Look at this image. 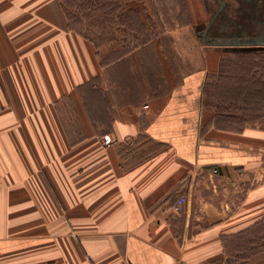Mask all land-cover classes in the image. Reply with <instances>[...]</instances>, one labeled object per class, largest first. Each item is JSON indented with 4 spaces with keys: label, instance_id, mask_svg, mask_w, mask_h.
<instances>
[{
    "label": "crops",
    "instance_id": "obj_1",
    "mask_svg": "<svg viewBox=\"0 0 264 264\" xmlns=\"http://www.w3.org/2000/svg\"><path fill=\"white\" fill-rule=\"evenodd\" d=\"M179 1L106 61L63 0H0V264H264V117L205 103L264 0Z\"/></svg>",
    "mask_w": 264,
    "mask_h": 264
},
{
    "label": "rangeland",
    "instance_id": "obj_2",
    "mask_svg": "<svg viewBox=\"0 0 264 264\" xmlns=\"http://www.w3.org/2000/svg\"><path fill=\"white\" fill-rule=\"evenodd\" d=\"M63 1L75 29L94 40L106 61L125 54L151 35L177 28L170 21L167 0ZM243 30V38L223 43L235 54L223 60L222 72L209 75L205 95V103L213 111L234 115L235 128L255 125L264 117V25ZM203 31L208 34L209 27ZM188 33L195 31L189 28ZM187 45L190 49L193 42Z\"/></svg>",
    "mask_w": 264,
    "mask_h": 264
},
{
    "label": "built area",
    "instance_id": "obj_3",
    "mask_svg": "<svg viewBox=\"0 0 264 264\" xmlns=\"http://www.w3.org/2000/svg\"><path fill=\"white\" fill-rule=\"evenodd\" d=\"M113 141H114L113 139H111V138H109V137H107V136L104 138V143L107 144V145L111 144ZM214 173H217V171L214 170ZM186 203H187L186 198H179V199L175 202V204L173 205V210H174V212H175V213H179V212H181L182 209H183V207H184V205H185Z\"/></svg>",
    "mask_w": 264,
    "mask_h": 264
}]
</instances>
